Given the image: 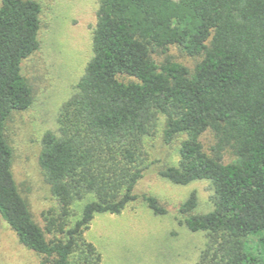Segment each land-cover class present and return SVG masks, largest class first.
<instances>
[{
  "label": "trees",
  "instance_id": "16d2710c",
  "mask_svg": "<svg viewBox=\"0 0 264 264\" xmlns=\"http://www.w3.org/2000/svg\"><path fill=\"white\" fill-rule=\"evenodd\" d=\"M41 13L37 0L0 6V217L22 244L41 264H100L85 236L97 215L138 199L170 213L137 192L145 138L162 121L166 144L182 139L177 164L157 174L176 185L209 180L214 190L209 212L195 213L196 192L177 210L207 234L195 264H264V0H100L92 57L58 130L41 140L39 166L57 201L44 227L18 187L6 137L13 112L33 102L22 64L39 48Z\"/></svg>",
  "mask_w": 264,
  "mask_h": 264
},
{
  "label": "rangeland",
  "instance_id": "374dc122",
  "mask_svg": "<svg viewBox=\"0 0 264 264\" xmlns=\"http://www.w3.org/2000/svg\"><path fill=\"white\" fill-rule=\"evenodd\" d=\"M42 5L39 48L22 64L33 95L31 106L15 111L6 124V137L13 149V172L27 199L33 218L45 226L44 213L55 208L56 199L45 181L38 157L47 130H58L63 104L75 92L76 84L92 57V36L100 0H37ZM2 0H0V6ZM171 54L192 65L179 49ZM178 137L166 144L162 121L144 141L145 164L137 192L155 195L170 213L159 216L142 200L131 202L121 214L97 215L85 236L101 253L100 264H195L207 243L206 232H193L177 214L179 206L196 192L195 213L213 208L212 183L197 180L176 185L157 170L179 160ZM231 154H225L230 161ZM82 202L76 208L80 210ZM1 216V215H0ZM43 256L20 241L17 233L0 217V264H41Z\"/></svg>",
  "mask_w": 264,
  "mask_h": 264
}]
</instances>
